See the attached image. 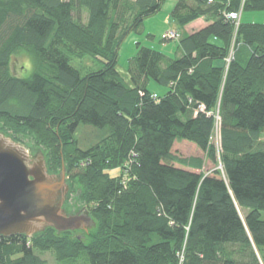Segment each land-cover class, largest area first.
<instances>
[{
    "label": "trees",
    "instance_id": "trees-1",
    "mask_svg": "<svg viewBox=\"0 0 264 264\" xmlns=\"http://www.w3.org/2000/svg\"><path fill=\"white\" fill-rule=\"evenodd\" d=\"M164 3L0 0V132L44 148L50 174L64 163L66 202L95 222L2 237L0 264H264V24L226 18L242 0H177L180 29L207 26L178 32L175 59L138 44L126 82L121 45ZM20 55L28 78L12 70ZM86 57L101 69L73 67Z\"/></svg>",
    "mask_w": 264,
    "mask_h": 264
},
{
    "label": "water",
    "instance_id": "water-1",
    "mask_svg": "<svg viewBox=\"0 0 264 264\" xmlns=\"http://www.w3.org/2000/svg\"><path fill=\"white\" fill-rule=\"evenodd\" d=\"M67 170L50 174L43 153L28 149L0 132V238H32L48 229L59 234L95 227L87 213L68 214Z\"/></svg>",
    "mask_w": 264,
    "mask_h": 264
},
{
    "label": "rangeland",
    "instance_id": "rangeland-1",
    "mask_svg": "<svg viewBox=\"0 0 264 264\" xmlns=\"http://www.w3.org/2000/svg\"><path fill=\"white\" fill-rule=\"evenodd\" d=\"M244 2L245 0H242L243 5ZM176 4L177 0H165V3L160 12L147 19L138 32H132L125 38L120 48L118 63L119 73L125 81L128 78L127 72L129 68V61L137 54L138 44H140L142 47L159 51L170 58L175 59L180 56V54L178 53V40H166V35L170 32L175 31L182 33L184 30L180 29L172 15ZM239 21L244 23L264 24V11L242 12V16ZM239 21H237L236 24ZM191 28L192 26L188 27V29ZM229 63L230 62H228V64ZM72 65L83 75L99 71L102 67L101 63L89 57H86L82 60L76 59L73 61ZM12 70L17 77L28 78L33 72V67L31 61L26 56L20 55L13 59ZM150 89L159 93H164L165 91L163 88L157 86L154 83L150 84ZM94 134H96L94 130L89 128L85 129L84 134L80 135L79 137L81 139H85V137L88 136L93 137ZM214 143L216 145H219L218 134H216V136L214 137ZM20 144L29 150L32 157H34L38 153L44 152V148L36 146L34 144V141L29 138H22ZM181 151L186 155L195 152V150L189 148H185ZM66 203V210L69 213H83V210H81L82 205L77 200L75 194H72ZM261 219L264 221V212L261 214ZM90 230L91 229H88L86 231H79L78 236H83V234L90 232ZM43 258L47 261V264H59L52 254H45Z\"/></svg>",
    "mask_w": 264,
    "mask_h": 264
},
{
    "label": "built area",
    "instance_id": "built-area-1",
    "mask_svg": "<svg viewBox=\"0 0 264 264\" xmlns=\"http://www.w3.org/2000/svg\"><path fill=\"white\" fill-rule=\"evenodd\" d=\"M132 2H137V0H130ZM215 0H209V3H214ZM228 3H230V0H227ZM243 4L241 5V9L240 11H236V12H229L226 16V18L228 20H232L234 22H237L240 20L241 16H242V12H243ZM240 22V21H239ZM239 22L237 23V26H239ZM178 40L180 39V34L178 32H170L169 34L166 35V40ZM228 62H230V60H228ZM154 98H157V96L155 95Z\"/></svg>",
    "mask_w": 264,
    "mask_h": 264
},
{
    "label": "crops",
    "instance_id": "crops-1",
    "mask_svg": "<svg viewBox=\"0 0 264 264\" xmlns=\"http://www.w3.org/2000/svg\"><path fill=\"white\" fill-rule=\"evenodd\" d=\"M191 26H192V28L188 29V27H191ZM206 26H207V22L205 20H197L194 23L185 27L182 33L192 34L194 32H197V31L203 29ZM127 80H128V78H127ZM127 80H126V82H127ZM157 93H159V92H157Z\"/></svg>",
    "mask_w": 264,
    "mask_h": 264
}]
</instances>
